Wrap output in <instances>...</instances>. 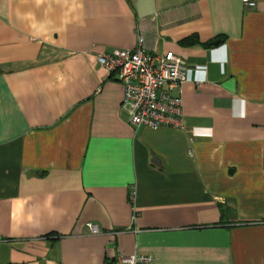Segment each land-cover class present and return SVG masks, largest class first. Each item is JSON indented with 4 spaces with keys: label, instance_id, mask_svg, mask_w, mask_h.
Here are the masks:
<instances>
[{
    "label": "crops",
    "instance_id": "0c3cea01",
    "mask_svg": "<svg viewBox=\"0 0 264 264\" xmlns=\"http://www.w3.org/2000/svg\"><path fill=\"white\" fill-rule=\"evenodd\" d=\"M138 37L185 60L183 127L120 107L96 57ZM132 252L264 264V0H0V264Z\"/></svg>",
    "mask_w": 264,
    "mask_h": 264
},
{
    "label": "built area",
    "instance_id": "2783aa9c",
    "mask_svg": "<svg viewBox=\"0 0 264 264\" xmlns=\"http://www.w3.org/2000/svg\"><path fill=\"white\" fill-rule=\"evenodd\" d=\"M253 6L255 0H242ZM98 63L115 73L122 85L120 107L134 126L146 125L157 128L162 125L183 127L182 99L174 92L188 76L185 60L171 50L162 53L146 51L142 38L133 48H113L96 57ZM92 233L99 227L86 222ZM147 253H119L106 264H151Z\"/></svg>",
    "mask_w": 264,
    "mask_h": 264
},
{
    "label": "water",
    "instance_id": "95a60500",
    "mask_svg": "<svg viewBox=\"0 0 264 264\" xmlns=\"http://www.w3.org/2000/svg\"><path fill=\"white\" fill-rule=\"evenodd\" d=\"M217 41H218V39H214V40H212L213 43H216Z\"/></svg>",
    "mask_w": 264,
    "mask_h": 264
},
{
    "label": "trees",
    "instance_id": "16d2710c",
    "mask_svg": "<svg viewBox=\"0 0 264 264\" xmlns=\"http://www.w3.org/2000/svg\"><path fill=\"white\" fill-rule=\"evenodd\" d=\"M211 43V42H210Z\"/></svg>",
    "mask_w": 264,
    "mask_h": 264
}]
</instances>
